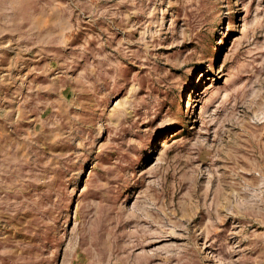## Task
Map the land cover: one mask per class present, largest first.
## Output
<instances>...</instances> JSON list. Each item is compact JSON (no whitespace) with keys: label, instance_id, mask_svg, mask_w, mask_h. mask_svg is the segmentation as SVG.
<instances>
[{"label":"rangeland","instance_id":"1","mask_svg":"<svg viewBox=\"0 0 264 264\" xmlns=\"http://www.w3.org/2000/svg\"><path fill=\"white\" fill-rule=\"evenodd\" d=\"M0 264H264V0H0Z\"/></svg>","mask_w":264,"mask_h":264}]
</instances>
